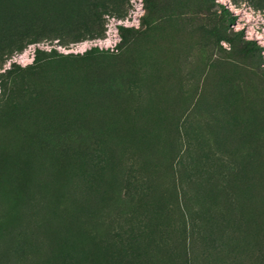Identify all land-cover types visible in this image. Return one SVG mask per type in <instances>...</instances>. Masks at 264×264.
I'll use <instances>...</instances> for the list:
<instances>
[{
  "label": "rangeland",
  "instance_id": "rangeland-1",
  "mask_svg": "<svg viewBox=\"0 0 264 264\" xmlns=\"http://www.w3.org/2000/svg\"><path fill=\"white\" fill-rule=\"evenodd\" d=\"M0 264H264V0H0Z\"/></svg>",
  "mask_w": 264,
  "mask_h": 264
}]
</instances>
